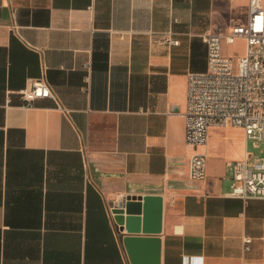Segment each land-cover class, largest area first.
Wrapping results in <instances>:
<instances>
[{
    "label": "crops",
    "instance_id": "obj_1",
    "mask_svg": "<svg viewBox=\"0 0 264 264\" xmlns=\"http://www.w3.org/2000/svg\"><path fill=\"white\" fill-rule=\"evenodd\" d=\"M247 20L248 0H0V264H264V197L228 194L242 128H209L197 180L183 115L201 33ZM42 76L54 95L26 103ZM127 194L162 195L159 232L116 228Z\"/></svg>",
    "mask_w": 264,
    "mask_h": 264
},
{
    "label": "built area",
    "instance_id": "obj_2",
    "mask_svg": "<svg viewBox=\"0 0 264 264\" xmlns=\"http://www.w3.org/2000/svg\"><path fill=\"white\" fill-rule=\"evenodd\" d=\"M207 67L188 73L186 86L185 140L191 147L189 173L193 179L205 177L207 151L201 149L213 126L242 128L245 139L254 144L264 139V0H248V20L233 25L227 32L205 31ZM245 40L243 54L237 58L225 55L223 42ZM161 42L178 43L168 32ZM23 100L52 97L53 90L45 76L28 78L18 91ZM228 194L243 199L264 197V156L249 153L232 162ZM249 250L251 237L243 238Z\"/></svg>",
    "mask_w": 264,
    "mask_h": 264
},
{
    "label": "water",
    "instance_id": "obj_3",
    "mask_svg": "<svg viewBox=\"0 0 264 264\" xmlns=\"http://www.w3.org/2000/svg\"><path fill=\"white\" fill-rule=\"evenodd\" d=\"M118 230L159 232L162 228L163 197L161 194H127L120 203L110 205Z\"/></svg>",
    "mask_w": 264,
    "mask_h": 264
},
{
    "label": "rangeland",
    "instance_id": "obj_4",
    "mask_svg": "<svg viewBox=\"0 0 264 264\" xmlns=\"http://www.w3.org/2000/svg\"><path fill=\"white\" fill-rule=\"evenodd\" d=\"M242 51H243V42L241 41L233 43L230 46V50H229V52H232L235 55H239ZM218 132H220L219 134L221 135L220 137L223 144H225L227 148H229V153L235 154L237 150L235 148L234 138L232 136H229L225 129L222 130L219 129ZM247 149L250 152L258 153L261 151V153L264 154V142L254 145L251 140H248Z\"/></svg>",
    "mask_w": 264,
    "mask_h": 264
}]
</instances>
